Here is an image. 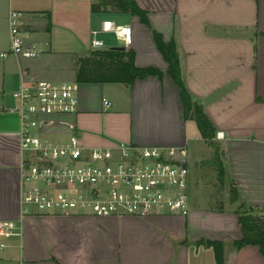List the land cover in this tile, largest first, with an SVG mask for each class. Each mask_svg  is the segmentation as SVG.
I'll return each mask as SVG.
<instances>
[{"label":"crops","instance_id":"1","mask_svg":"<svg viewBox=\"0 0 264 264\" xmlns=\"http://www.w3.org/2000/svg\"><path fill=\"white\" fill-rule=\"evenodd\" d=\"M99 1L0 0L5 27L11 10L22 12L26 44L43 50L33 57L4 58L13 90L21 80L76 81L79 58L91 52L90 32L105 20L130 26L132 42L124 50L134 51L136 66L162 72L130 84L78 82L77 111L50 118L44 136L62 141L74 133L87 147L116 142L184 147L189 169L202 159L205 145L211 146L195 120L185 116L180 87L153 39L157 31L164 41L174 40L192 102L201 106L215 135L223 133L213 140L222 153L224 182L237 188L238 200L216 209L192 206L190 199L186 216L32 213L21 236L0 237L5 243L0 264H216L213 248L198 244L201 240L223 243V264H264L258 246L237 249L233 243L243 236L235 211L252 207L264 214V0H134L149 25L110 4L93 11ZM6 29L1 50L10 44ZM98 37L104 46L95 50L123 46L113 33ZM14 105L10 93H0V222L17 221L21 214L23 151L19 119L10 110ZM193 142L195 159L187 150Z\"/></svg>","mask_w":264,"mask_h":264},{"label":"built area","instance_id":"2","mask_svg":"<svg viewBox=\"0 0 264 264\" xmlns=\"http://www.w3.org/2000/svg\"><path fill=\"white\" fill-rule=\"evenodd\" d=\"M22 12L8 15L10 44L1 58L33 57L42 53L26 44L20 29ZM101 32L113 33L127 47L132 42L129 25L111 20L91 30L90 49L104 46ZM79 83L21 80L11 95L10 108L19 119L17 134L23 151L21 214L17 221H1L0 237L21 236L26 216L91 214L97 217L133 215L145 217L190 212V169L184 147H147L131 142L87 147L72 133L62 141L44 136L50 118L78 109ZM104 104L109 102L104 99ZM52 120V119H51ZM216 138H223L222 132ZM5 243H0L4 248Z\"/></svg>","mask_w":264,"mask_h":264},{"label":"trees","instance_id":"3","mask_svg":"<svg viewBox=\"0 0 264 264\" xmlns=\"http://www.w3.org/2000/svg\"><path fill=\"white\" fill-rule=\"evenodd\" d=\"M112 5L114 8L138 15L141 22L149 25L146 11L140 9L134 0H100L92 4L93 11H98L103 5ZM154 42L168 64L167 72L171 75L176 84L180 87V97L184 104L185 116L192 117L200 131L203 140L210 146H216L213 142L215 129L203 113L201 106L192 102L181 78L179 56L174 40L164 41L162 35L153 31ZM148 75L162 76V72L153 66L138 67L134 63L133 50H121L116 47L108 49L92 50L88 56L80 57L76 71V81L79 83H104L123 82L133 83L135 79H142ZM215 148V147H214ZM222 153L217 150L214 154L213 163L216 166L218 180L224 183V166L221 159ZM230 199L232 202L238 200L237 188L230 186ZM238 214V221L241 225L243 236L233 243L237 249L245 245H256L264 256V218L255 213V209L248 207L246 211H235ZM204 243L212 247L216 264H223V243L221 241L201 240L198 244Z\"/></svg>","mask_w":264,"mask_h":264},{"label":"rangeland","instance_id":"4","mask_svg":"<svg viewBox=\"0 0 264 264\" xmlns=\"http://www.w3.org/2000/svg\"><path fill=\"white\" fill-rule=\"evenodd\" d=\"M7 26V23H6ZM7 27L4 25L2 17H0V42L5 40V33ZM0 43V48H1ZM3 51L0 49V52ZM11 60V59H10ZM6 60L0 57V93L4 92L5 94L12 93L13 86L11 78L5 75L4 70ZM5 79V81H4ZM9 79V80H8ZM200 142V141H199ZM213 142H215L213 140ZM215 147V148H214ZM206 152L205 156L190 166L191 172V183H190V199L192 206L198 207H210L219 209L221 207H230L229 204H232L230 200V191L227 185V182L221 184L218 180V172L216 166L213 163L214 154L218 147L211 146L208 147L205 145ZM214 152H213V149ZM187 150L190 152V158L195 159L197 156V145L196 142L190 143L187 146ZM231 201V202H230ZM237 208V205L235 206ZM239 208V207H238ZM242 209V210H241ZM240 211H246L245 208H239ZM258 216L264 218V214L254 213ZM45 215V214H42ZM74 215H91V214H74ZM94 216V215H91ZM124 216V215H120Z\"/></svg>","mask_w":264,"mask_h":264},{"label":"water","instance_id":"5","mask_svg":"<svg viewBox=\"0 0 264 264\" xmlns=\"http://www.w3.org/2000/svg\"><path fill=\"white\" fill-rule=\"evenodd\" d=\"M117 48H118V49H121V50H124V49H125L124 46H118Z\"/></svg>","mask_w":264,"mask_h":264}]
</instances>
